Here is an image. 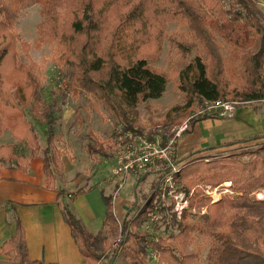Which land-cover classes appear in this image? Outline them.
<instances>
[{
  "label": "trees",
  "instance_id": "16d2710c",
  "mask_svg": "<svg viewBox=\"0 0 264 264\" xmlns=\"http://www.w3.org/2000/svg\"><path fill=\"white\" fill-rule=\"evenodd\" d=\"M35 5L42 15L36 46L54 43L56 65L70 69L73 89L102 100L124 130L143 133L134 124L138 105L161 97L172 77L186 101L170 108L165 122L189 121L195 104L264 100V16L254 0H0V135L9 131L18 143L0 144V171L7 166L25 172L32 158L42 153L45 188L56 191L54 102L43 96L36 64L20 61L19 51L28 54L29 44L15 30L20 14ZM167 20L188 25L190 39L170 40L180 59L195 53L181 67L174 66L172 74L149 63L159 54ZM25 111L43 123L44 147L25 120ZM208 116L220 117L219 111L195 118ZM247 144L254 149L241 150ZM100 153L110 156L105 148ZM172 164L178 167L173 174L175 189L185 195L192 191L188 208L195 211L185 210L178 219L174 199L164 204L166 198L152 185L145 201L133 202L118 225L111 196L100 195L102 227L115 228L121 236L120 250L104 263L196 264L199 253L189 245L197 234L208 241L206 264H264V199L254 195L264 189V135L200 149L180 159L173 155ZM169 171L168 163H158L139 178L151 174L160 178ZM224 181L231 182L230 194L211 203L200 186L215 187ZM203 206L206 212L201 214ZM166 209L171 211L169 218ZM61 211L82 255L80 264H100L106 253L102 232H89L69 206L63 205ZM150 221L166 224L167 235L155 237L143 228ZM13 222V234L1 244L7 259L0 264H44L29 259L24 228L15 214Z\"/></svg>",
  "mask_w": 264,
  "mask_h": 264
},
{
  "label": "rangeland",
  "instance_id": "374dc122",
  "mask_svg": "<svg viewBox=\"0 0 264 264\" xmlns=\"http://www.w3.org/2000/svg\"><path fill=\"white\" fill-rule=\"evenodd\" d=\"M254 1L264 16V0ZM41 20L40 7L38 5L32 6L20 14L15 23V30L21 39L29 44L28 54L23 53L21 50L19 51L20 61L24 65L30 61L36 64L35 70L42 83L43 96L54 102L52 133L54 135L53 142L57 151L53 154L56 160L55 168L51 167L56 178L54 183L58 202L61 206H69V202L73 198L88 192L95 194V198H100V195L105 197L111 196L114 206L113 210L117 221H119L117 222L119 225L124 213L128 212L133 202L145 201L146 197L151 193L152 185H156V188L159 190L158 186L163 177L158 178L154 174H151L145 180L141 181L139 178L140 175H129L120 188L116 186L117 179L111 174V164L121 148L119 145L121 142L120 139H122V142H126L127 140H124L127 138L126 133L132 131L124 130L121 126L119 127L116 118L102 100L94 97L92 93L73 89L71 86L72 77L70 69L65 66L58 67L56 65L53 50L55 47L54 43L44 44L39 47L36 46L38 37L37 27ZM65 26H67V19ZM190 38V32L188 31V25L186 23L178 20H167L163 28L159 54L151 58L149 63L158 70L172 74L174 66L181 67L195 53L192 51L189 56L187 55L185 60H181L180 53L170 40H188ZM222 50L227 58L228 64H230V55L227 53L225 46H222ZM175 80V77L169 79L161 97L147 100L138 105L134 124L143 133L132 132L133 134L142 136L147 140L160 138L161 142L173 136L175 129L181 123L177 125L175 122H165L164 115L170 108L182 105L186 101V95L175 89ZM237 105L241 106L246 104L245 102H236ZM211 110H216L211 104H205V106L195 104L194 110L191 112L192 119L197 118L198 115L202 116ZM24 118L32 125L39 136L42 147H44L46 145V134L43 123L36 121L30 112L25 111ZM119 128L121 129V133ZM6 143H17V140L13 138L9 131L3 132L0 135V144ZM252 146L253 144L243 146L241 150L248 147L247 150L252 151L254 149ZM90 147L94 151L100 150L99 152H92ZM101 148H105V151L110 156L104 157L101 155ZM21 150L28 155V150L24 149V147H21ZM185 154L186 151L180 149L177 153L178 159L184 157ZM37 157L43 162L42 153ZM230 184V181H224L215 187H212L210 184H203L200 187L202 188L203 195H208L211 203H215L221 199L222 194H230ZM191 193L192 191L187 195L184 193L187 202L184 204L182 212L185 210L195 211L194 209L188 208ZM260 194L264 195V189L255 191L254 193L257 199H264L260 197ZM170 199L166 198L163 200L164 204H169ZM88 203H91L90 200H88ZM69 207L71 208V206ZM101 207H104L102 199ZM170 212V210L166 209L167 218L170 217ZM175 212L176 217L179 219L182 212L180 214L176 210ZM205 212L206 206L201 207L200 213L203 214ZM162 214L159 213L160 216ZM10 216L12 217L13 213L10 212ZM103 218L104 214L101 216V223ZM143 228L155 237L160 235L165 237L168 233L165 230L166 224L161 221L157 223L156 221L155 223L152 221L147 224L144 223ZM169 228L171 230V226ZM109 229L111 230L110 232L108 231ZM99 231L102 232L101 236L106 240L104 244L105 248H103L106 249V253L105 251H102L103 253L101 252L102 254L105 253L103 255L105 259L101 260L100 263L105 264V260L114 250H120L121 236L115 228L102 227V224ZM99 231H96L94 234H98ZM172 231L173 233L176 232L175 229H172ZM189 249L199 253V256L196 258V264H206L205 256L208 250V241L206 238L196 234L189 245ZM152 258L154 260L156 259L155 253H153Z\"/></svg>",
  "mask_w": 264,
  "mask_h": 264
},
{
  "label": "crops",
  "instance_id": "0c3cea01",
  "mask_svg": "<svg viewBox=\"0 0 264 264\" xmlns=\"http://www.w3.org/2000/svg\"><path fill=\"white\" fill-rule=\"evenodd\" d=\"M259 102L235 106L232 117L208 116L189 120L187 128L174 141L173 155L178 159L180 149L186 151V156L218 144L264 135V101ZM206 152L209 151L202 153ZM45 184L43 162L38 157L32 158L25 172L7 166L1 169L0 260L7 259L1 253V244L15 230V214L24 228L30 260L44 264L81 263L82 255L63 217L57 192L45 188ZM94 196L92 192L82 193L69 202L72 212L92 234L101 229L104 214L101 197ZM10 212L13 213L11 218Z\"/></svg>",
  "mask_w": 264,
  "mask_h": 264
},
{
  "label": "built area",
  "instance_id": "2783aa9c",
  "mask_svg": "<svg viewBox=\"0 0 264 264\" xmlns=\"http://www.w3.org/2000/svg\"><path fill=\"white\" fill-rule=\"evenodd\" d=\"M211 106L219 111V116L232 117L236 102L219 101L211 104ZM187 126L188 120L183 121L175 129L173 136L163 142H161L160 138L147 140L132 132L126 133L127 138L124 140L127 141L122 142V139H120L119 145L121 148L111 164V174L117 179L116 186L120 188L129 175H140L148 167L166 162L171 166V171L167 172L159 183L160 196L161 198L174 199V208L180 214L187 201L184 193L177 192L174 187L173 174L178 171V167L172 164V156L174 153V141ZM119 130L121 133L120 128ZM152 219H155V217Z\"/></svg>",
  "mask_w": 264,
  "mask_h": 264
},
{
  "label": "bare ground",
  "instance_id": "6f19581e",
  "mask_svg": "<svg viewBox=\"0 0 264 264\" xmlns=\"http://www.w3.org/2000/svg\"><path fill=\"white\" fill-rule=\"evenodd\" d=\"M261 193H262V192H261ZM260 197H261V198H264V195H263V194H260Z\"/></svg>",
  "mask_w": 264,
  "mask_h": 264
}]
</instances>
